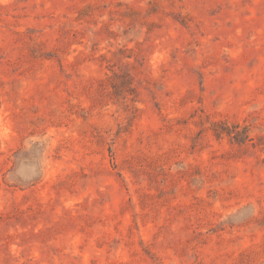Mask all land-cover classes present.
<instances>
[{"label":"rangeland","instance_id":"obj_1","mask_svg":"<svg viewBox=\"0 0 264 264\" xmlns=\"http://www.w3.org/2000/svg\"><path fill=\"white\" fill-rule=\"evenodd\" d=\"M0 264H264V0H0Z\"/></svg>","mask_w":264,"mask_h":264}]
</instances>
